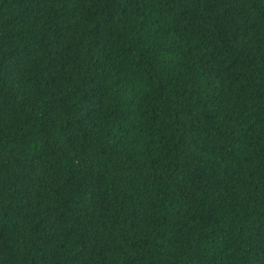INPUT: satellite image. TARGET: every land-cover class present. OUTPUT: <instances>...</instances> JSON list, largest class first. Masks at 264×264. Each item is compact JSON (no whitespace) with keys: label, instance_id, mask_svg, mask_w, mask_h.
<instances>
[{"label":"trees","instance_id":"1","mask_svg":"<svg viewBox=\"0 0 264 264\" xmlns=\"http://www.w3.org/2000/svg\"><path fill=\"white\" fill-rule=\"evenodd\" d=\"M0 264H264V0H0Z\"/></svg>","mask_w":264,"mask_h":264}]
</instances>
